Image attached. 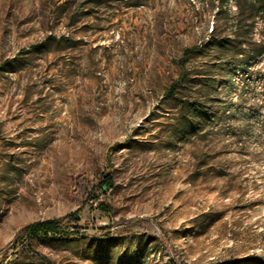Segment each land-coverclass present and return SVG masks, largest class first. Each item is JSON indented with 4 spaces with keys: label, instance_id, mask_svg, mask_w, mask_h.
I'll use <instances>...</instances> for the list:
<instances>
[{
    "label": "rangeland",
    "instance_id": "rangeland-1",
    "mask_svg": "<svg viewBox=\"0 0 264 264\" xmlns=\"http://www.w3.org/2000/svg\"><path fill=\"white\" fill-rule=\"evenodd\" d=\"M0 264H264V0H0Z\"/></svg>",
    "mask_w": 264,
    "mask_h": 264
},
{
    "label": "trees",
    "instance_id": "trees-1",
    "mask_svg": "<svg viewBox=\"0 0 264 264\" xmlns=\"http://www.w3.org/2000/svg\"><path fill=\"white\" fill-rule=\"evenodd\" d=\"M195 48H190L185 50L184 56L181 60V68L183 69L181 72V75L179 76L178 80L169 88V90L166 92L168 96L173 95L176 90L182 86L183 83L186 82L187 77L186 73L184 72V68L186 65V60L189 57L190 53L195 52ZM107 184L109 187H112V182L107 181ZM22 232L28 236V237H35V236H41V235H55V236H65L69 237L72 235H79V232L70 229H66L62 226V220L60 219H48L43 221H38L32 224L27 225L22 229Z\"/></svg>",
    "mask_w": 264,
    "mask_h": 264
}]
</instances>
